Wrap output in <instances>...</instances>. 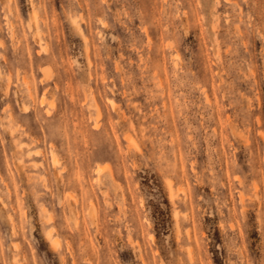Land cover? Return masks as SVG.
Returning a JSON list of instances; mask_svg holds the SVG:
<instances>
[{"label":"clouds","instance_id":"obj_1","mask_svg":"<svg viewBox=\"0 0 264 264\" xmlns=\"http://www.w3.org/2000/svg\"><path fill=\"white\" fill-rule=\"evenodd\" d=\"M0 264H264V0H0Z\"/></svg>","mask_w":264,"mask_h":264}]
</instances>
